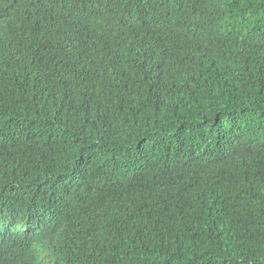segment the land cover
Masks as SVG:
<instances>
[{"label":"trees","instance_id":"obj_1","mask_svg":"<svg viewBox=\"0 0 264 264\" xmlns=\"http://www.w3.org/2000/svg\"><path fill=\"white\" fill-rule=\"evenodd\" d=\"M0 264H264V0H0Z\"/></svg>","mask_w":264,"mask_h":264},{"label":"snow or ice","instance_id":"obj_2","mask_svg":"<svg viewBox=\"0 0 264 264\" xmlns=\"http://www.w3.org/2000/svg\"><path fill=\"white\" fill-rule=\"evenodd\" d=\"M33 232L34 233H37V232H41V230L37 226L36 228L33 229ZM34 239H36L37 241H39L40 240V236L39 235H34Z\"/></svg>","mask_w":264,"mask_h":264}]
</instances>
